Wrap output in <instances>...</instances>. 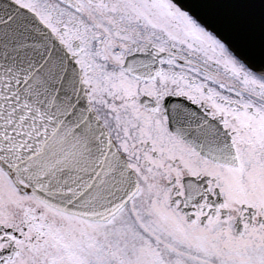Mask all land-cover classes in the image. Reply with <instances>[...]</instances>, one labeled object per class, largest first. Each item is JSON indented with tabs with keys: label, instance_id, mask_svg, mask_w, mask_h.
Here are the masks:
<instances>
[{
	"label": "snow or ice",
	"instance_id": "snow-or-ice-1",
	"mask_svg": "<svg viewBox=\"0 0 264 264\" xmlns=\"http://www.w3.org/2000/svg\"><path fill=\"white\" fill-rule=\"evenodd\" d=\"M238 7L229 38L174 0H0V264H264V0Z\"/></svg>",
	"mask_w": 264,
	"mask_h": 264
},
{
	"label": "water",
	"instance_id": "water-1",
	"mask_svg": "<svg viewBox=\"0 0 264 264\" xmlns=\"http://www.w3.org/2000/svg\"><path fill=\"white\" fill-rule=\"evenodd\" d=\"M181 7H188L194 15L199 14L200 17L208 22L211 27L216 28L222 35L229 37V33L225 32L221 25L214 23L219 19L236 18L240 15L238 7L243 0H174ZM207 5V7H200Z\"/></svg>",
	"mask_w": 264,
	"mask_h": 264
}]
</instances>
